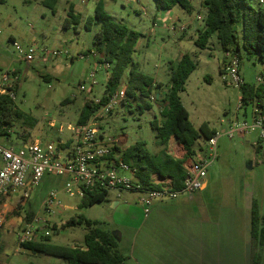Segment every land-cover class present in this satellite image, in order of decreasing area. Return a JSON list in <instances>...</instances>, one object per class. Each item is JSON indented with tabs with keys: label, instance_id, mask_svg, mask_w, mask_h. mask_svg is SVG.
<instances>
[{
	"label": "rangeland",
	"instance_id": "obj_1",
	"mask_svg": "<svg viewBox=\"0 0 264 264\" xmlns=\"http://www.w3.org/2000/svg\"><path fill=\"white\" fill-rule=\"evenodd\" d=\"M44 1L0 0V72L15 71L19 75L16 104L26 118L37 121L35 126H30L27 121L17 120L10 139L0 136L1 145L19 149L36 141L48 144L67 140L77 129L84 105L102 98L109 72L106 65L100 63L103 54L94 49L99 26L95 25L87 31L85 23L94 15L98 1H103L108 14L142 34L133 61L142 72L159 79L157 83H161L162 87L156 94L163 96L167 92L172 63L177 64L187 53L196 61L197 68L188 79L181 98L195 128L207 123L211 129L221 133L218 157L208 168L207 190L197 191L193 199L187 195L180 196L175 203L184 201L182 207L171 208V204L156 201L150 206L147 216L139 193L112 190L105 201L81 208L82 199L70 197L64 191L67 177L47 175L36 186L25 207L18 202H0V218L3 219L0 227V264H66L61 258L33 254L19 245V235L26 224L28 210L41 220L37 227H44L47 222V227L35 235L34 241L49 236L55 245L84 246L87 233L84 226L61 228L70 218L84 215L98 221L102 228L115 235L120 251L127 258L126 264H148L146 217H197V211L206 210V207L217 217H251L249 203L252 200L259 204L264 215V150L259 147L258 134L230 139L222 133L229 129L236 116L243 119L245 110L239 109L240 89L223 80L221 71L225 52L216 36L205 50L195 46L207 14L204 0H191L194 6L192 14L180 7L171 12L159 11L154 0H86L85 3L81 0H58L54 14ZM253 1L256 6L257 0ZM71 5L82 19L78 26L65 30L63 23ZM11 39L23 47H36L34 60H21ZM56 51L62 54L54 57L52 53ZM92 73L97 83L91 89ZM262 73L264 65L258 57L249 59L243 56L241 75L245 83L255 85L256 77ZM128 76L127 72L122 87H126ZM82 85L87 90L81 89ZM163 99L158 100L159 107L154 105L156 101H152L153 110L143 115L132 111L137 110L134 101L131 102L132 108L117 107L101 120L107 138L122 136L124 140L120 144L126 147L144 141L148 150L160 152L162 147L150 124L155 119L162 121ZM247 110L249 116L251 107ZM207 148V140H199L195 156L206 153ZM182 157L180 149L179 158ZM127 176L130 177L129 174ZM52 191L60 192L61 205L48 214L43 202ZM159 204L164 207L163 212L156 210ZM53 225L57 229H53Z\"/></svg>",
	"mask_w": 264,
	"mask_h": 264
},
{
	"label": "trees",
	"instance_id": "obj_2",
	"mask_svg": "<svg viewBox=\"0 0 264 264\" xmlns=\"http://www.w3.org/2000/svg\"><path fill=\"white\" fill-rule=\"evenodd\" d=\"M160 11H172L176 7L182 8L192 14L194 6L191 0H154ZM253 0H204L207 9L204 27L200 30L195 46L205 50L211 39L216 36L223 52L233 51L243 61L246 55L249 59L258 57L264 65V6ZM58 0H45L47 8L56 14ZM82 16L75 12L71 5L67 18L63 23L65 30H70L81 23ZM98 25L99 30L95 35L94 49L103 54L102 64H110L109 78L106 82L104 95L99 103L87 102L82 108L77 125L87 124L94 112L109 101L116 91L122 87L126 73L129 76L126 83V99L121 106L133 107L131 102H136L137 111L143 115L152 111L154 105L152 95L161 90L162 84L155 78L140 70V66L133 61L136 46L142 34L130 29L123 22H119L105 10L103 1H98L94 15L85 23L87 31ZM76 29V28H75ZM13 40V39H11ZM14 41V40H13ZM197 68V63L190 54H185L180 61L172 63L168 90L162 96L164 99L161 111L162 121H151V128L156 133L160 152L148 150L144 141H139L132 146L116 147L118 155L135 170V178L144 189H159L153 175L160 180L171 179L175 190L184 189L187 178L185 161L195 155V145L201 140H209L218 132L203 123L198 129L190 121V113L184 106L181 94L186 90L190 76ZM47 79V77H45ZM241 101L245 110L248 107H258L264 111V84L260 86L245 84L240 89ZM161 97V98H162ZM27 121L30 126H35L37 121L26 118L16 102L9 97L0 98V136L10 139L12 128L17 120ZM172 138H175L186 151V156L179 159L168 153ZM109 191L92 190L86 193L80 204L81 208L92 207L107 199ZM35 213L28 210L25 222H32ZM84 226V246H61L51 243V238L45 236L41 241H33L22 245L24 250L33 254H45L61 258L66 264H126V256L120 251L117 238L110 230L102 228L101 223L88 219L84 215L72 217L61 228ZM53 229H57L53 225ZM2 234L0 233V241ZM251 239H252V264H261L260 248L264 245V215L261 214L259 204L253 201L251 210Z\"/></svg>",
	"mask_w": 264,
	"mask_h": 264
},
{
	"label": "built area",
	"instance_id": "obj_3",
	"mask_svg": "<svg viewBox=\"0 0 264 264\" xmlns=\"http://www.w3.org/2000/svg\"><path fill=\"white\" fill-rule=\"evenodd\" d=\"M86 0H81L85 3ZM129 2L130 0H125ZM264 6V0H258ZM13 45L21 60L33 61L37 53V48L33 46L23 47L13 41ZM61 52H53L54 57L60 56ZM242 60L233 51L225 53V62L222 66V76L225 82L241 89L245 85V80L241 75ZM106 69H111L110 64H105ZM91 89L96 85L95 74ZM264 84V73L256 77V86ZM20 77L15 72H0V98L9 97L16 102L18 98V88ZM81 89L87 90L84 85ZM126 87H120L116 93L109 98V101L101 105L93 114L91 120L85 125H77L76 131L67 140H60L56 143L43 144L36 141L26 144L19 149L8 148L0 144V202H18L21 206H26L34 192L36 186L47 176L67 177L65 193L70 197H78L82 200L86 193L92 190H118L136 192L142 195L140 201L143 205L145 215H148L149 208L156 201H175L182 195L190 198L197 191L202 190L206 185L207 172L209 166L218 157V142L221 133L207 140L208 148L206 153L189 157L185 161L187 178L185 187L182 190H175L171 179L156 180L159 189H144L135 178V170L132 169L115 151L116 147H122V137L118 139H108L102 133V118L110 115L126 99ZM156 96L151 97L155 101ZM99 103L100 100L94 101ZM239 109L244 110V105L240 99ZM244 110L243 119H236L230 122L228 130L222 133L230 139L235 136L245 138L248 134H258L259 147L264 150V111L258 107H251ZM250 120H249V119ZM186 151L182 149L185 158ZM180 159V158H179ZM127 174L130 175L127 176ZM60 192L52 191L43 202L44 210L48 214L54 212V208L61 205ZM3 219L0 218V227ZM37 216L32 222H26L19 235V245L33 242L35 235L47 227H37L40 223Z\"/></svg>",
	"mask_w": 264,
	"mask_h": 264
},
{
	"label": "crops",
	"instance_id": "obj_4",
	"mask_svg": "<svg viewBox=\"0 0 264 264\" xmlns=\"http://www.w3.org/2000/svg\"><path fill=\"white\" fill-rule=\"evenodd\" d=\"M180 43L184 44V41ZM161 97L157 95L156 99L160 100ZM155 105L159 107L160 104ZM102 133L107 136L106 129L102 128ZM180 149L184 147L172 138L168 153L179 158ZM153 179L156 181L160 178L153 175ZM208 187L209 181L206 180L202 191ZM176 201L179 199L162 204H171V208L185 205L184 201ZM162 204L156 210L163 212ZM252 205L253 200L249 203L250 211ZM207 210V207L206 210H198L197 217H146L148 264H252L251 217H242L243 220L241 217H217ZM260 254L261 264H264V245L260 248Z\"/></svg>",
	"mask_w": 264,
	"mask_h": 264
}]
</instances>
